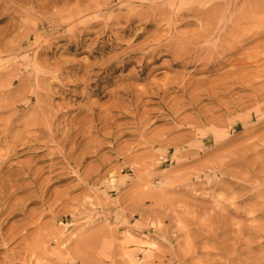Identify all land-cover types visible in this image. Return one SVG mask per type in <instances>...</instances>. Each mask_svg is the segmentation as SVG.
<instances>
[{"label": "rangeland", "instance_id": "1", "mask_svg": "<svg viewBox=\"0 0 264 264\" xmlns=\"http://www.w3.org/2000/svg\"><path fill=\"white\" fill-rule=\"evenodd\" d=\"M256 1L111 0L107 5V0H0V71L18 66L5 71L6 81L0 79V264H73L72 239L94 229L80 232L84 221L95 217H100L97 227L114 231V238L108 239L113 244L92 252H107L105 259L98 254L102 264L122 259H126L123 264H264V11L260 18L255 11L264 10V0ZM151 4L162 5V12L146 14L144 7ZM198 4H225L221 16L225 21L240 6H247L242 27L248 38L240 39L237 24L228 32L221 25L222 45L210 40L212 49L200 60L187 61V68L180 63L168 67L170 61L183 59L179 42L201 30L196 17L176 14ZM220 54L222 63L204 62ZM195 67L201 71H194ZM220 83L223 87H216L218 94L211 97L207 87ZM1 89L9 93L2 96ZM197 91L215 98L212 102L201 95L197 107L208 113L214 105L213 113H204L205 119L220 116L219 123L180 124L181 118L194 116L187 105L175 120L167 114L168 108H175L174 102L181 107ZM135 111V117L126 114ZM49 117L51 124H45ZM6 123L11 124L9 134L3 131ZM108 128L109 135L103 134ZM44 130L55 132L53 141ZM86 171L92 172L90 180L82 184ZM38 187L47 188L44 203L27 204L31 199L26 196L39 194ZM145 190L149 194L143 199L140 193ZM133 198L138 208L128 216L124 207ZM22 199L38 224L9 214L10 204ZM60 204L76 208L75 215L58 212ZM49 206L56 214L54 220L50 214L34 216ZM137 214L149 215V227L157 225L162 232L142 230L146 223ZM24 222L27 225L21 229ZM17 252L22 259L14 258ZM163 254L169 257L163 259Z\"/></svg>", "mask_w": 264, "mask_h": 264}, {"label": "bare ground", "instance_id": "2", "mask_svg": "<svg viewBox=\"0 0 264 264\" xmlns=\"http://www.w3.org/2000/svg\"><path fill=\"white\" fill-rule=\"evenodd\" d=\"M64 1V0H63ZM106 1V0H105ZM109 1H111V0H107V2L106 3H108ZM256 1V0H255ZM262 1V0H261ZM92 2V1H91ZM96 2V1H95ZM98 2V1H97ZM256 2H258V1H256ZM68 3V2H67ZM94 4V3H93ZM82 5V4H81ZM80 5V6H81ZM86 5V4H85ZM95 5V4H94ZM107 5H109V3L107 4ZM54 6H55V4H54ZM59 6V5H58ZM66 6V5H65ZM76 6H77V4H76ZM41 7V6H40ZM53 7V6H52ZM56 7V6H55ZM60 7V6H59ZM58 7V8H59ZM66 7H68V6H66ZM71 7V6H70ZM83 7V6H82ZM88 7V6H87ZM91 7V6H90ZM241 8L239 9V10H237L236 11V13H234L231 17H230V19H229V21H225L224 19H223V17H221L222 15H224V9H225V4H219V5H211V6H205V5H201V4H198V5H194V6H191V7H186L185 9H183L181 12H179L178 14H176V15H183V14H191V16L192 17H196L197 19H198V22H199V26L201 27V30L195 35V34H193L192 33V35H190V36H188V40H182V41H180L179 42V47H180V49L181 50H183V51H181V52H183L182 53V55L180 56L181 58L183 57V59H180L178 56H176V54H175V57L177 58H179L180 60L177 62V61H170L171 63H167V66L168 67H170V66H176V65H179V63L184 67V68H187L189 65H188V62L187 61H192V59H193V61L195 62V61H198V60H200V55H203V53L205 54V53H207V52H209L211 49H212V47H211V45H210V43H209V41L210 40H213V41H216V42H218L219 44H223V38H224V32L223 31H225L226 30V32H228V27H229V29H231L230 27L232 26V24H237V28H238V30L239 31H241V36H240V39L241 40H246L247 38H248V34L244 31L245 29L242 27V24H243V22H245V19H246V10H245V8L247 7H242V6H240ZM257 7V6H256ZM259 7V6H258ZM35 8V7H34ZM49 8H50V6H49ZM99 8V7H98ZM144 8H146V10H144V12L146 13V14H150V12L151 13H153L154 14V12L155 11H159V12H162V5H155V4H151L150 6H145ZM149 8V9H148ZM263 8H264V6H263ZM18 9V8H17ZM40 9V8H39ZM63 9V8H62ZM72 9V8H71ZM70 9V10H71ZM77 9V8H76ZM101 9V8H100ZM118 9H120V8H118ZM18 10H20V9H18ZM37 10V9H36ZM44 10H47L48 11V8H46V9H44ZM54 10V9H53ZM58 9H57V7H56V11H57ZM82 10V9H81ZM84 10V9H83ZM138 10V9H137ZM264 11L262 8H255V11L257 12V11H259V13H258V18H260L261 17V13H262V11ZM40 11H41V9H40ZM55 11V10H54ZM59 11V10H58ZM58 11H57V13H58ZM68 11V10H67ZM77 11V10H76ZM143 10H140L139 11V13H141ZM50 12V10L47 12V14ZM60 12V11H59ZM66 12V11H65ZM73 12V11H72ZM75 12V11H74ZM126 12V11H125ZM171 12H173V11H171ZM17 13V12H16ZM123 13V12H122ZM135 13V12H134ZM137 13V12H136ZM244 13V14H243ZM37 14V13H36ZM51 13H49V16H51L50 15ZM59 14V13H58ZM145 14V15H146ZM41 16H43L42 14H40ZM57 15V14H56ZM60 15V14H59ZM62 15V14H61ZM78 15H80V14H78ZM109 15V14H108ZM113 15V14H112ZM117 15L118 14H116V18H119L120 16H122V14H120L118 17H117ZM128 15H129V13H128ZM127 15V16H128ZM175 15V16H176ZM34 16V15H33ZM36 16V15H35ZM48 16V15H47ZM53 16H54V14H53ZM114 16V15H113ZM126 16V15H125ZM136 16V15H135ZM138 16V15H137ZM152 16V15H151ZM159 17H160V15H158ZM260 16V17H259ZM52 17V16H51ZM78 17V16H77ZM107 17L108 16H106L105 15V19H107ZM155 17H156V15H155ZM69 18V17H68ZM71 18V17H70ZM145 18H147V16L145 17ZM42 19V18H41ZM47 19V18H46ZM50 19V18H49ZM121 19V18H120ZM122 19H124V18H122ZM135 19V18H134ZM159 19V18H158ZM44 20V19H43ZM113 20V19H112ZM126 21H127V19H125ZM143 20H145L144 18H143ZM143 20H141V21H143ZM147 20V19H146ZM60 22H61V20H59ZM63 21V20H62ZM68 21H69V19H68ZM116 21V20H115ZM195 21V20H194ZM44 22V21H43ZM49 22V21H48ZM64 22V21H63ZM66 22H67V20H66ZM170 22V21H169ZM227 22H229V23H227ZM41 23V22H40ZM46 23V22H45ZM51 23H53L54 24V22H51ZM51 23H49V25H51ZM71 23V22H70ZM97 23H100V22H97ZM161 23V22H160ZM172 23V22H171ZM42 24V23H41ZM47 24V23H46ZM66 24V23H65ZM96 24V23H95ZM119 24V23H118ZM140 24V23H139ZM39 25V24H38ZM61 25V24H60ZM78 25V24H77ZM98 25H100V24H98ZM169 25V24H168ZM221 25H224V27H223V31H221L220 30V27H221ZM35 26V24L33 25V27ZM37 26V25H36ZM46 26V25H45ZM59 26V25H58ZM109 26V25H108ZM112 26V25H111ZM110 26V27H111ZM113 26H116L115 24L113 25ZM117 26H119V25H117ZM116 26V27H117ZM122 26H123V24H122ZM136 26V25H135ZM27 27V26H26ZM120 27H121V24H120ZM138 27H140V26H138ZM22 28V27H21ZM23 28H25V27H23ZM22 28V29H23ZM44 28V27H43ZM86 28V27H85ZM22 29H20V30H22ZM32 29V28H31ZM31 29H29V30H31ZM34 29V28H33ZM90 29V28H89ZM155 29V28H154ZM172 29V28H171ZM86 30V29H85ZM88 30V29H87ZM139 30V29H138ZM153 30V29H152ZM156 30V29H155ZM217 30H220V32H219V34H218V36H216L215 35V33H216V31ZM18 31V30H17ZM17 31H15V32H17ZM27 31H28V28H27ZM154 31V30H153ZM30 32V31H29ZM33 32V31H32ZM35 32V31H34ZM42 32V31H41ZM76 32V31H75ZM139 32V31H138ZM22 33V32H21ZM39 33V32H38ZM118 33V32H117ZM154 33H156V32H154ZM160 33V32H159ZM16 34V33H15ZM30 34V33H29ZM42 34V33H41ZM53 34V33H52ZM175 34H177L176 32H175ZM182 34V33H181ZM13 35V34H12ZM26 35V34H25ZM36 35V34H35ZM44 35V34H43ZM114 35H116V34H114ZM195 35V36H194ZM15 36H17V34L15 35ZM19 36V35H18ZM21 36H23V35H20V37ZM30 36V35H29ZM40 36V35H39ZM49 36V35H48ZM144 36V35H143ZM157 36V35H156ZM160 36V35H159ZM183 36H187L186 34L184 35L183 34ZM19 37V38H20ZM27 37V36H26ZM25 37V38H26ZM36 37V36H35ZM34 37V38H35ZM55 37V36H54ZM147 37V36H146ZM151 37V36H150ZM153 37V36H152ZM158 37V36H157ZM161 37V36H160ZM177 37H179V36H177ZM17 38V37H16ZM40 38V37H39ZM167 38V37H166ZM183 38V37H182ZM8 39V38H7ZM18 39V38H17ZM22 39V38H21ZM41 39H42V37H41ZM157 39V38H156ZM176 39V38H175ZM26 40V39H25ZM28 40V39H27ZM33 40V39H32ZM40 40V39H39ZM169 40H170V38H169ZM171 40H173L172 38H171ZM17 41V40H16ZM143 41H145V40H143ZM160 41V40H159ZM178 41H179V39H178ZM35 42H37V41H35ZM162 42V41H161ZM146 43V42H145ZM150 43H151V41H150ZM154 43V42H153ZM152 43V44H153ZM173 43H174V41H173ZM35 44V43H34ZM149 44V43H148ZM2 46H4L3 44H1ZM17 45V44H16ZM21 46V45H20ZM30 46V45H29ZM33 46H35V45H33ZM135 46V45H134ZM224 46V45H223ZM11 47H13V46H11ZM19 47V46H18ZM27 47H28V45H27ZM32 47V46H31ZM158 47V46H157ZM161 47V46H160ZM168 47V46H167ZM1 48H3V47H1ZM4 48H5V46H4ZM3 48V49H4ZM9 48H10V46H9ZM9 48H7V50L9 49ZM25 48V47H24ZM30 48V47H29ZM130 48V47H129ZM143 48V47H142ZM159 48V47H158ZM27 49V48H26ZM25 49V50H26ZM167 49V48H166ZM174 49V48H173ZM21 50V49H20ZM134 50V49H133ZM138 50V49H137ZM19 51V50H18ZM17 51V52H18ZM177 51V50H176ZM16 52V51H15ZM169 52H173V51H171V49L169 50ZM180 52V53H181ZM0 53H1V51H0ZM13 53H14V51H13ZM20 53H23V52H20ZM15 54V53H14ZM122 54V53H121ZM179 54V53H178ZM222 54L224 55L225 53L224 52H222ZM2 55H3V53H2ZM23 55V54H22ZM21 55V56H22ZM119 55V54H118ZM223 55H216V56H212L211 58L209 57V59H207V61H204V62H207L208 64L209 63H212V65H215V64H220V63H222L223 62V60H221V58H222V56ZM13 56V58H11V59H14V55H12ZM15 56H16V54H15ZM19 56V55H18ZM20 56V57H21ZM117 56V55H116ZM10 57V56H9ZM185 57V58H184ZM203 57V56H202ZM25 58H28V57H25ZM33 57H31V59H32ZM178 58H177V60H178ZM207 58V57H206ZM16 59V58H15ZM187 59H189V60H187ZM203 59H205V57L204 58H202V62H203ZM3 60H4V58H3ZM6 61H8V60H6ZM13 61V60H12ZM22 61V60H21ZM9 62V61H8ZM31 62V66H32V61H30ZM40 62H41V60H40ZM44 62V61H43ZM46 62V61H45ZM200 62V61H199ZM13 63V62H12ZM26 63V62H25ZM42 63V62H41ZM51 63H53V62H51ZM5 64V63H4ZM30 64V63H29ZM161 64V63H160ZM206 64V63H205ZM2 65V64H1ZM9 65V64H8ZM43 65V64H42ZM30 66V65H29ZM155 66V65H154ZM161 66V65H160ZM194 66V65H193ZM196 66V65H195ZM12 67H17V69H18V66H16V65H10L6 70L4 69V73H5V71L7 72V71H9ZM22 67V66H21ZM33 67V66H32ZM199 67V66H198ZM34 68V67H33ZM200 68V67H199ZM199 68H197V67H195V70L194 71H201ZM36 68H34V70H35ZM37 69H39L40 70V68H37ZM42 69V68H41ZM23 70V69H22ZM12 71V70H11ZM41 71V70H40ZM178 71H180V70H178ZM186 71V70H185ZM10 72V71H9ZM4 73H2V71H0V79H4V77H8L7 76V74L5 75ZM12 73V72H11ZM28 73V72H27ZM39 73V72H38ZM132 73V72H131ZM23 74V73H22ZM177 74V73H176ZM11 75V74H10ZM25 75V74H24ZM40 76H41V74H39ZM186 75V74H185ZM27 76V75H26ZM25 76V77H26ZM38 76V75H37ZM10 77V76H9ZM39 77V76H38ZM178 77V76H177ZM185 77V76H184ZM12 78V77H11ZM23 78V77H22ZM175 78H176V76H175ZM171 81H173L172 80V77H170L169 78ZM178 79H179V77H178ZM177 78H176V80H178ZM8 80H9V78H8ZM20 80V79H19ZM38 80V79H37ZM163 80H164V78H163ZM1 81V80H0ZM4 81H6L5 79H4ZM18 81V80H17ZM22 81H23V79H22ZM22 81L21 82H19L20 84L22 83ZM25 81H26V79H25ZM9 82H10V80L8 81V84H9ZM38 82V81H37ZM167 82V81H166ZM180 82L184 85V84H186V82H185V80H184V78L183 77H181V79H180ZM3 82H0V84H2ZM7 83V82H6ZM28 83V82H27ZM40 83V82H39ZM38 83V84H39ZM175 83V82H174ZM187 83H189V82H187ZM26 84V83H25ZM6 84L4 83V86H5ZM23 85V84H22ZM163 85H164V83H163ZM166 85V84H165ZM2 85H0V87H1ZM20 85H18V87H19ZM186 86V85H185ZM10 87V86H9ZM22 87V86H21ZM24 87H26V86H24ZM157 87V86H156ZM181 87V86H180ZM184 87V86H183ZM216 87H223V84L222 83H220V85L219 86H210V87H207L208 89H209V92H211L210 93V96L212 97L214 94H218V90L216 89ZM2 88V87H1ZM163 89V88H162ZM181 89L183 90V88L181 87ZM9 89H1V92L4 94V95H2V96H5V94H8L9 93V91H8ZM158 91H159V89H158ZM16 92H17V90H16ZM15 92V94H17V95H20L19 97H21V94H18V93H16ZM205 92V91H204ZM23 93H25V92H23ZM163 93H165V90L161 93V94H163ZM14 94V95H15ZM138 94H140V93H137V95ZM14 95H12V96H14ZM127 95L129 96V93L127 92ZM204 96V98L203 99H210L212 102H215L214 101V99L215 98H209V94L208 93H202V92H199V91H197V92H195L194 94H192L190 97H189V99L187 100V102H186V104L185 105H183V106H181V107H177V103L176 102H174L173 103V107H175V108H170V110H169V108H168V112H167V114H170V116H171V118L172 119H176V117H177V115H178V112H179V110H181L182 108H184V106H189L191 109H193V113H194V116H191V115H189V116H191V117H183V118H179L180 120H181V122H180V124H182V125H184V124H190V125H192V126H196V125H199L200 123H203V121L204 120H206V122H210V123H213V122H217V123H219L221 120L219 119V117L216 119V120H214L215 118H214V116L212 117H210L209 115V118L208 119H205L206 118V116L204 115V113L206 112L204 109L205 108H203V110L204 111H200L199 110V108L197 107V105L199 104H197V102H198V100L199 99H202V97H200V96ZM15 97V96H14ZM138 97V96H137ZM161 97V96H160ZM3 98V97H2ZM5 98V97H4ZM12 98V97H11ZM15 98H18V97H15ZM3 100V99H2ZM7 100V99H6ZM3 101H5V100H3ZM8 101H10V99H8ZM7 101V102H8ZM37 101V100H36ZM177 101V100H176ZM15 102V101H14ZM0 103H3V102H0ZM5 103V102H4ZM9 103V105L11 104L10 102H8ZM135 103H136V101H135ZM17 104H19V103H17ZM139 104V103H138ZM1 105V104H0ZM3 105V104H2ZM4 105H6V104H4ZM4 105H3V107H4ZM7 106H8V104H7ZM20 106V105H19ZM124 106V105H123ZM128 106V105H127ZM171 106V107H172ZM136 107V106H135ZM208 107V106H207ZM129 108V107H128ZM213 108H214V105L213 106H210V107H208V110L207 111H209L210 113H213L214 112V110H213ZM121 109H122V106H121ZM120 109V110H121ZM125 110V109H124ZM125 112H128V111H125ZM208 112V113H209ZM207 113V112H206ZM207 113V114H208ZM126 114H129L128 116H133V117H135L136 116V111L135 112H133V113H126ZM125 115V114H124ZM228 115V114H227ZM35 116H37L36 114H35ZM45 116V115H44ZM140 116V115H139ZM138 116V117H139ZM207 116V117H208ZM43 117V116H42ZM41 117V118H42ZM108 117H109V115H108ZM114 117V116H113ZM113 117H112V119H113ZM7 118V117H6ZM9 118V117H8ZM11 118V117H10ZM48 118V117H47ZM46 118V119H47ZM50 118V117H49ZM110 119H111V117H109ZM106 119H107V117H106ZM4 120V119H3ZM7 119H5L4 121H6ZM43 120H44V117H43ZM51 118H50V121L49 122H47L46 120V122H45V124H47V123H49V124H51L50 122H51ZM105 120V119H104ZM109 119H107V121H108ZM179 120V121H180ZM111 120H109V122H110ZM177 121V120H176ZM44 122V121H43ZM132 122V121H131ZM134 123V122H133ZM135 123L136 124H138V125H140L141 126V122H140V120L138 121V120H136L135 121ZM131 124V123H130ZM10 123H6L5 125H4V128H3V131H4V134H7L8 132H9V130H10ZM91 125V124H90ZM89 125V126H90ZM105 125H107V124H105ZM104 125V126H105ZM118 125V124H117ZM135 125V124H134ZM133 124H132V126H134ZM45 126H47V125H45ZM112 126V125H111ZM106 127V126H105ZM50 128V127H49ZM92 128V127H91ZM90 128V129H91ZM110 128V127H109ZM108 128V129H109ZM227 128V127H226ZM225 128V129H226ZM51 129V128H50ZM105 129H107V128H105ZM104 129V130H105ZM53 130H54V128H53ZM45 131V130H44ZM64 131V130H63ZM46 133H44L45 134V136H48L49 137V140L51 141L54 137H55V132H52V131H45ZM65 133V132H64ZM104 133H106V134H108L109 135V133H110V129L108 130V131H106V132H104L103 131V134ZM9 134V133H8ZM102 134V136H104ZM226 134V133H225ZM68 132H67V134H64V137H63V139L65 138V139H67L68 138ZM106 136V135H105ZM3 137H5V136H3ZM179 138V137H178ZM53 141V140H52ZM58 143V142H57ZM61 143V142H60ZM100 143V142H99ZM62 144L64 145V143L62 142ZM73 145V144H72ZM99 145V144H98ZM62 147V146H61ZM69 151L70 152H73V147H71L70 149H69ZM70 152H65L64 153V155L66 156V157H71L72 156V154L70 153ZM116 152H119V151H116ZM66 159V158H65ZM72 159V161L74 162V160L76 161L77 160V158L75 157V158H71ZM69 160V159H68ZM70 161V160H69ZM102 162H103V160H101ZM100 163V162H99ZM67 165H68V163H67ZM69 165H70V163H69ZM68 167V166H67ZM99 168V167H98ZM89 170H91V169H89ZM91 171H93V170H91ZM92 172H90V171H86L85 172V174L83 175V179H82V181H81V183L82 184H86L89 180H90V174H91ZM112 178H113V176H112ZM112 181V180H111ZM149 182V181H148ZM144 183H146L145 181H144ZM150 183V182H149ZM142 184V183H141ZM199 185V184H198ZM198 185H197V187H198ZM203 185V184H202ZM33 186H34V184H33ZM89 186V185H88ZM138 186H140V185H138ZM42 186H40V188H41ZM90 187H92V184L90 185ZM109 187V186H108ZM113 187V186H112ZM204 187V186H203ZM40 188L38 187V189H39V194H32V195H29V196H26V198H29V199H31V200H29L28 202H27V204H30V203H35V202H42V203H44V198H45V195H46V192H47V188H45V189H42V190H40ZM127 188V187H126ZM130 188V187H129ZM137 188V190H138V188L139 187H136ZM143 188H146L145 186L143 187ZM205 188V187H204ZM37 189V190H38ZM89 189V188H88ZM140 189V188H139ZM102 190H104V189H102ZM107 190V189H106ZM109 190V189H108ZM110 190H111V188H110ZM128 190H130L131 191V189H127V191ZM154 190V189H153ZM117 191V190H116ZM129 191V192H130ZM133 191H134V189H133ZM133 191H132V193H133ZM163 191V190H162ZM161 191V192H162ZM89 192H91V190L89 191ZM93 193V192H92ZM102 193V192H101ZM127 193V192H126ZM131 193V194H132ZM137 193H138V191H137ZM155 194H153V192H152V195H157L158 194V192H154ZM157 193V194H156ZM164 193V192H163ZM162 193V194H163ZM103 194V193H102ZM142 196H143V199L145 198L146 199V197L145 196H147V198H148V194H149V192L147 191V190H145V192H143V193H140ZM64 195V194H63ZM141 195L139 196V199L140 200H143L142 198H141ZM161 195V194H160ZM61 196V195H60ZM66 196V195H65ZM94 196V195H93ZM104 196V195H103ZM138 196V195H137ZM158 197H160V196H158ZM59 198V197H58ZM65 198V197H64ZM137 198V197H136ZM136 198L134 199H132V201H131V203L132 204H130V205H126L124 208H125V211L128 213V216L132 213V212H135L136 210H137V208H138V206H136V203H134V200H136ZM154 198V197H153ZM68 199V198H67ZM79 198H74L72 201H74L75 200V202H79V200H78ZM98 199V200H97ZM97 199H95V197H94V200H97V203L98 204H101L102 202V200L100 201V198L99 197H97ZM101 199H102V197H101ZM106 199V198H105ZM122 199V198H121ZM129 199V198H128ZM149 199H151V196L149 197ZM155 200L157 199V197L156 198H154ZM153 199V200H154ZM54 200V199H53ZM63 200V199H62ZM103 200H104V198H103ZM154 200V201H155ZM158 200V199H157ZM56 201V203H58V201L57 200H55ZM92 201V200H91ZM112 201V200H111ZM136 201H138V200H136ZM159 201V200H158ZM49 202V201H48ZM68 202V201H67ZM108 202V201H107ZM114 202V201H113ZM59 203H61V202H59ZM86 204H87V202H85ZM130 203V202H129ZM46 204V203H45ZM53 204V203H52ZM51 204V206H54V204L52 205ZM82 204H84V203H82ZM89 204V203H88ZM90 204H92V206L91 207H94L93 205H94V203H90ZM89 204V205H90ZM98 204H95V206L96 205H98ZM104 204H105V201H104ZM116 204V203H115ZM135 204V205H134ZM141 204V203H140ZM145 204H146V202H145ZM149 204V203H148ZM61 205V204H60ZM102 205H103V203H102ZM106 205H107V203H106ZM51 206H49V207H46V209H43V207H42V209H41V211L40 212H38L37 213V215H34V216H41V215H43V214H50L52 217H51V219H55V217H56V214H54V212H53V210L51 209ZM67 206L68 205H66V204H63V205H61L59 208V210H58V212H63V214L64 213H67V212H69L70 214H71V217H73L75 214V211L77 210L76 208H74V209H71L70 210V208H67ZM112 206V205H111ZM114 206V205H113ZM121 206H123V205H121ZM147 206V205H146ZM149 206H152V204L151 205H149ZM83 207H84V205H83ZM108 207V206H107ZM9 208H10V211H9V214H20V215H22V218L24 219V220H32V222L33 223H37V221H36V219L35 220H33L34 218L32 217L33 216V213H31V211L30 210H27V208H26V203H24V200L22 199V200H16L14 203H12V204H10V206H9ZM82 208V207H81ZM104 208V207H103ZM106 208V207H105ZM119 208V207H118ZM117 208V209H118ZM1 209H2V207L0 206V212H1ZM56 209V208H55ZM93 209V208H92ZM100 209V208H99ZM101 209H102V207H101ZM109 209V208H108ZM87 210H89V209H87ZM86 210V211H87ZM91 210V209H90ZM94 210V209H93ZM93 210H91V213H92V211ZM104 210V209H103ZM106 210V209H105ZM124 210V209H123ZM150 210V209H149ZM35 211V210H34ZM108 211V210H107ZM111 211H113V212H115L114 210H111ZM110 211V212H111ZM89 212V211H88ZM104 212V211H103ZM90 213V212H89ZM90 213V214H91ZM98 213V212H97ZM118 213V212H117ZM62 214V213H61ZM62 214V215H63ZM69 214V215H70ZM88 214V213H87ZM109 214H112V213H109ZM115 214V213H114ZM153 214V213H152ZM119 215V214H118ZM123 215H125V214H123ZM138 215V214H137ZM91 216V215H90ZM97 216H98V214H97ZM103 216V215H102ZM112 216V215H111ZM110 216V217H111ZM139 217H140V215H138ZM155 216V215H154ZM103 217H105V216H103ZM133 217V216H132ZM135 217V216H134ZM137 217V216H136ZM32 218V219H31ZM35 218H37L38 219V217H35ZM75 218V217H74ZM79 218V217H78ZM113 218V217H112ZM117 218H118V216H117ZM121 218V217H120ZM128 218V217H127ZM4 219H6V217L4 218ZM69 219H71V218H69ZM90 219H92V218H90ZM95 219H96V217H95ZM95 219H92V220H88V221H84V224L82 225V227L80 228V232H82V233H84V232H88L90 229H92V228H94V229H92L89 233H87L86 235H84V236H79L77 239H72L73 240V242H74V246L70 249V252H72V255H71V262L73 263V264H94V263H98V264H102V263H100V256L102 257V258H107V256L105 255V254H107V252L104 254L102 251H100V252H102L101 253V255L97 252V254H92V252H96V248H97V246L98 247H102L103 245H105V244H107V243H110V244H113V243H111L108 239L114 234V231L112 230V231H108V230H110V229H106V227H105V229H104V227H97L98 226V224L100 223V217H98L96 220ZM115 219V218H114ZM140 219H144V221H145V225H144V228L142 229V230H144V231H149V230H154L155 232H157V231H159V232H162V230H159V229H162L161 227H159V226H157V225H155V227L154 228H150L149 227V225H148V223H149V219H150V217H149V215H146V216H144V218H141L140 217ZM74 220H76V219H74ZM84 220H85V218H84ZM110 220V219H109ZM79 221V220H78ZM140 221V220H139ZM144 221H143V223H144ZM111 222V221H110ZM80 223V222H79ZM114 223V222H113ZM120 223V222H119ZM123 223V222H122ZM128 223V222H127ZM188 223H189V221H188ZM228 223V222H227ZM38 224V223H37ZM82 224V223H81ZM102 224V223H101ZM103 224H105V223H103ZM125 224V223H124ZM134 224V223H133ZM27 224L24 222L22 225H21V229H24L25 228V226H26ZM40 225V224H39ZM117 225V224H116ZM131 225V224H130ZM129 225V226H130ZM192 225V224H191ZM74 226H76V225H74ZM132 226H134V225H132ZM136 226V225H135ZM134 226V227H135ZM109 227H111V226H109ZM120 227H121V225H120ZM188 227V226H187ZM113 228H114V226H113ZM115 228H116V226H115ZM114 228V229H115ZM126 228V227H125ZM137 228V227H136ZM140 228V227H139ZM217 229V228H216ZM215 229V230H216ZM116 230V229H115ZM131 230V229H130ZM117 231V230H116ZM135 231V230H134ZM140 231V230H139ZM138 231V232H139ZM181 231H182V229H181ZM183 231H184V229H183ZM182 231V232H183ZM213 231V230H212ZM217 231V230H216ZM118 232H119V230H118ZM165 232V231H164ZM140 233V232H139ZM158 233V232H157ZM166 233V232H165ZM159 234V233H158ZM184 234V233H183ZM212 234H214V233H212ZM54 235H56V234H54ZM161 235V234H160ZM164 235V234H163ZM167 234H165V236H166ZM184 235H186V232H185V234ZM69 236V235H68ZM114 236V235H113ZM112 236V237H113ZM187 236V235H186ZM214 236V235H213ZM204 237V236H203ZM65 238V237H64ZM114 238V237H113ZM168 238V237H167ZM166 238V239H167ZM173 238V237H172ZM189 237H187V239H188ZM57 239V238H56ZM199 239V238H198ZM61 240V239H60ZM66 239H64V240H62V241H65ZM68 240V239H67ZM111 240V239H110ZM171 240V239H170ZM195 240V239H194ZM56 241V240H55ZM54 241V242H55ZM68 242H70L71 243V241L69 240ZM113 242V241H112ZM190 242L191 241H189L188 243H189V245H190ZM125 243V242H124ZM69 244V243H68ZM73 244V243H72ZM184 244H185V242H184ZM184 244H183V246H184ZM47 245V244H46ZM108 245V244H107ZM116 245V244H115ZM120 245V244H119ZM118 245V246H119ZM125 245H126V243H125ZM187 245V244H186ZM185 245V246H186ZM229 245V244H228ZM68 246V245H67ZM67 246H66V248H67ZM188 246V245H187ZM190 246H192V245H190ZM230 246V245H229ZM228 246V247H229ZM117 247V246H116ZM116 247H114V249L116 248ZM186 248V247H185ZM230 248V247H229ZM19 249H20V247H19ZM63 249H65V248H63ZM163 249V248H162ZM17 249H15V251H16ZM62 250V249H61ZM98 250V249H97ZM116 250H118L119 252H120V250L119 249H116ZM122 250H123V248H122ZM161 250V249H160ZM167 250V252H169L168 251V248L166 249ZM166 250H165V252H166ZM176 250V249H175ZM184 250H187V249H184ZM36 250H34V253H36L35 252ZM60 251V250H59ZM115 251V250H114ZM117 251V252H118ZM123 251H125V250H123ZM122 251V252H123ZM128 251V249L126 250V252ZM162 251H164V250H162ZM161 251V252H162ZM26 252V251H25ZM24 252V253H25ZM65 252H66V250H65ZM111 252H112V250H111ZM117 252H112V253H116L117 254ZM122 252H121V254H122ZM129 252V251H128ZM128 252H127V254H128ZM194 252V251H193ZM23 253V252H22ZM33 253V255H35ZM40 253V252H39ZM42 253V252H41ZM125 253V252H124ZM130 253V252H129ZM184 253V252H183ZM59 254H61V253H59ZM98 254L100 255L99 257H98ZM119 254V253H118ZM168 254V253H167ZM23 255V254H22ZM38 255V254H37ZM62 255H66V253H64L63 254V252H62ZM26 256V255H25ZM29 256V255H28ZM59 256V255H58ZM106 256V257H105ZM113 256V255H112ZM115 256H117V255H115ZM163 256V259H165V258H167V257H169V256H167V255H162ZM179 256V255H178ZM32 258H33V256H31ZM37 257H39V256H37ZM118 257V256H117ZM123 257V256H122ZM14 258H17V259H22V256H20V254H19V252H17V253H15V256H14ZM26 258H28V257H26ZM31 258V259H32ZM43 258H44V256H43ZM59 259H60V256L58 257ZM63 258V257H62ZM68 258V259H69ZM156 259V258H158V257H153V259ZM162 258V257H161ZM160 258V259H161ZM58 259V260H59ZM121 259V258H120ZM159 259V258H158ZM28 260V259H27ZM34 260V259H33ZM55 260H57V259H55ZM54 260V261H55ZM111 260V259H110ZM123 260V259H122ZM118 261L117 262V264L120 262H122V264H123V261L124 260H126V259H124L123 261ZM150 260V259H149ZM148 261V260H147ZM146 260L145 261H143V262H147ZM110 262V261H109ZM58 263V262H57ZM60 263H62L61 261L59 262V264ZM69 263V262H68ZM67 263V264H68ZM110 263H112V262H110ZM119 263V264H120ZM149 263V262H148ZM106 264V263H105ZM112 264H114V261H113V263ZM126 264V263H125ZM195 264H198V263H195ZM200 264V263H199Z\"/></svg>", "mask_w": 264, "mask_h": 264}]
</instances>
